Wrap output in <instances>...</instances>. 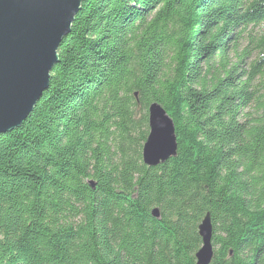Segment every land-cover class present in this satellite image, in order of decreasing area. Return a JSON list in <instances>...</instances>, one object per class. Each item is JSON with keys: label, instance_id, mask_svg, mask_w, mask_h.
Returning a JSON list of instances; mask_svg holds the SVG:
<instances>
[{"label": "trees", "instance_id": "obj_1", "mask_svg": "<svg viewBox=\"0 0 264 264\" xmlns=\"http://www.w3.org/2000/svg\"><path fill=\"white\" fill-rule=\"evenodd\" d=\"M57 59L0 135V264H196L206 214L210 264H264V0H84Z\"/></svg>", "mask_w": 264, "mask_h": 264}, {"label": "water", "instance_id": "obj_2", "mask_svg": "<svg viewBox=\"0 0 264 264\" xmlns=\"http://www.w3.org/2000/svg\"><path fill=\"white\" fill-rule=\"evenodd\" d=\"M83 1L0 0V135L20 127L48 89L57 50ZM148 129L142 162L152 168L176 156L173 122L156 103L148 108ZM151 216L158 218L157 210ZM211 233L206 214L198 227L196 264H210Z\"/></svg>", "mask_w": 264, "mask_h": 264}]
</instances>
